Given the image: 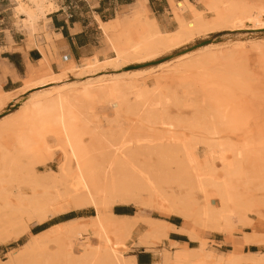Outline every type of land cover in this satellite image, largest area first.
<instances>
[{
	"label": "bare ground",
	"instance_id": "bare-ground-1",
	"mask_svg": "<svg viewBox=\"0 0 264 264\" xmlns=\"http://www.w3.org/2000/svg\"><path fill=\"white\" fill-rule=\"evenodd\" d=\"M26 1L39 7L37 0ZM195 3L201 4L202 9L199 10L194 3L186 1L170 2L175 27L172 32L165 33L164 29L150 14L146 0H137L133 5V12L138 16L134 24V35L132 38L125 37L122 40L109 41V50L113 57H109L107 54L103 55V60L93 57L90 60H84L82 67L78 68L71 65L59 74H54L50 70V66L46 65V72L43 73L46 74L40 78L38 77L33 85L38 87L57 85L51 87L54 90L53 93L44 95L25 105L20 111L12 113L9 115L8 121L0 122V199L2 202V205L0 204V222L2 224L5 222L11 227L14 222V225L21 223L25 229H28L32 223H42L50 217L68 211L86 207L94 210V214L88 219L73 218L44 232L31 234L30 239L21 247L22 253L20 256L23 258L15 264H26L22 260L26 257L31 260L30 257L33 252H38L42 256L44 264H134L125 255V251L129 249V242L135 241V244L148 249L167 239L170 228L167 226L166 221L150 219L141 216L140 213L138 216H118L112 212L115 205H134L138 206L139 209L141 207L148 208L166 216H178L186 224H199L203 229L210 225L218 232H228L234 224L233 221L241 224L245 223V218L240 213L237 214L232 207L242 209L250 206V204L252 205L251 198L255 197L254 194L251 193L250 197H246L244 196L246 187L241 191L239 184L232 180L227 178L218 180L213 176L211 164L214 161L222 162L224 176L230 173L229 167H227L228 161L224 157L223 160L221 158L222 151L229 144L228 137L221 125L217 126L212 122L214 120H212L211 115L212 117L218 116L215 115L217 112H214V115L212 114V109L215 108L208 106L210 100L213 102L212 97L208 99V104H206L208 100L205 97L204 100L202 99L203 101L197 99L198 102L200 101L199 103L196 101L194 104L186 105L182 102V98L190 99L191 96L196 98L194 95L198 91L200 92V89H198L193 95V90H191L193 92L185 90L180 97L181 101L174 95H164V97L155 100L151 96L158 93V83L147 90L144 85L130 81L117 82L110 86L95 85L83 91L87 100L105 101L102 102L103 104L106 102L111 103V107L116 114L122 112V115H124V112L128 116L133 111L139 112L140 109L144 113H140V115L137 113L136 116L142 115L138 118H142L140 122H143V124L159 123V125L167 128L173 127V125L185 124L188 127L194 126L200 129L209 137L207 143L204 144L208 155L202 157V149L198 148L199 145L197 146V143L195 144L192 140V136L190 137L187 133L175 137L163 136L161 139H153L140 134V136L135 135L134 138H131L130 135L133 133L127 135L126 132L121 131L123 129L121 127L122 129L119 130L117 138L113 139L88 131L93 134V136L91 135V143L88 146L83 145L78 140L79 134L76 136V133L72 131V128L73 130L75 128L72 125L74 123L80 125L85 123V126L89 128L86 123L90 122L91 117L88 118L91 115L90 108L86 107L87 109H84V112L87 111L90 114L85 113L87 116H85V119L89 121L85 122L84 117H82L84 114L82 115L80 110L86 100L83 103L79 102L82 107L79 106V103L77 105L76 102V99L81 95V91L69 92L61 89L65 83L62 82V79H64L66 70L92 69L114 60L143 57L157 51L159 48L176 47L204 32L231 30L241 25V23H249L248 26H255L256 23L258 24L261 20H264V9L258 10L254 7H247L237 0H195ZM15 10L17 13L25 15V20L22 23L24 26L28 24L29 31H32L33 23L37 19L33 9L21 0H17ZM125 23L124 20L121 22L122 25H125ZM100 26L106 30L108 23H100ZM9 72L7 68L3 70L4 74ZM210 89L212 91V88ZM204 90L206 91V89ZM214 91L216 90L214 89ZM216 92H213L212 95ZM0 94L3 93L0 91ZM200 95L198 93V96ZM203 96L205 95L203 94ZM219 98L221 97L219 96ZM189 99L187 100L189 101ZM171 103L175 104L172 106L178 111L183 106H186L185 109H189L188 107L194 108L189 121H184L185 118L179 119L181 116L177 120L174 119V122L171 119L169 120L170 116L167 115L168 118L164 117L166 113H162L163 109L168 108V104L171 105ZM189 103H191V100ZM176 106L180 108L177 109ZM29 108L52 111V123L59 128L60 132L56 142L57 144L62 142L61 150H59V146L55 145L56 149L61 151L62 157L56 171L45 169L39 173L36 172L34 165H45L46 160H48L45 155L48 157L47 153H49L51 145L45 148L44 146L47 144L43 145V142V152L33 155L32 153L35 151L32 153L28 151L29 146H31L29 143L31 140H28V137L31 134L28 135L26 131V133H21V129V132L18 130L19 132L16 133L13 131L11 136L9 134L10 140L8 141L10 145L7 144L8 147L1 142L5 131H11L13 128L16 131V126H18L17 129L22 128L23 122L19 119ZM217 109L216 111H218ZM210 110L212 111L208 113L207 111ZM159 111L161 112L160 116H158ZM164 111L166 112V109ZM136 112H133L132 116ZM115 117H112L114 120L110 119V123L117 119ZM219 118L217 119L219 120ZM226 120H228L227 117ZM231 120L229 122L223 121L227 125L228 123L234 125L235 122L233 121H237L232 120L230 122ZM18 121H20V127ZM241 122L245 124V121ZM122 124L119 125L122 126ZM124 124L126 123L124 122ZM132 124H128L127 128L132 129V127H129ZM236 125L240 126L241 124L239 122ZM82 128V131L85 132L86 128ZM225 129L227 130V128ZM55 146L53 149H55ZM5 147L10 148V150ZM51 153L52 150L49 154ZM31 154L34 159H32ZM21 157L29 159L27 166L22 167L18 164ZM259 159H262L261 156ZM166 160L169 162H166ZM170 160H173L172 165L175 164L174 169L168 168L164 164L171 163ZM262 162H264V159H262ZM257 163L259 164L258 161ZM261 163L260 167L264 165ZM259 170L261 176L264 170ZM259 170L257 169V172ZM256 177L254 181L257 180ZM260 181L262 182L260 183L262 188L258 183L260 188L257 187V191L260 189L261 192H264L262 190L264 189V181ZM247 182L246 185H249ZM251 183L249 186H251ZM198 195L200 198L203 196L204 199L199 200ZM211 198L216 201V207L211 204ZM6 212L8 216H5ZM2 216H5L7 220H1ZM250 227L253 228L254 233L251 235L243 234L241 245L237 248L247 245L262 246V240L257 232L259 226L251 225ZM177 231L185 234L184 229H177ZM89 233L99 243L93 242L78 246V249L75 248V241L82 240L83 235ZM187 235L191 241L197 243V246L191 248L187 244L170 243V248H163L161 252L163 253L161 264H264V252L250 251L243 254L211 256L203 251L204 244L197 233L192 232ZM53 240L56 241L55 252L53 256L47 255L46 245ZM12 261L13 259H10L3 264H14Z\"/></svg>",
	"mask_w": 264,
	"mask_h": 264
},
{
	"label": "rangeland",
	"instance_id": "rangeland-1",
	"mask_svg": "<svg viewBox=\"0 0 264 264\" xmlns=\"http://www.w3.org/2000/svg\"><path fill=\"white\" fill-rule=\"evenodd\" d=\"M237 1L246 5L247 7H254L258 10L264 9V0ZM194 4L196 5L197 9H202L201 4H197L195 3V1ZM137 17V14L133 12V5H131L125 8L123 7L117 9L114 18L107 22H101L99 20L100 32L99 42L97 46L100 60H103L102 58L104 54H107L109 57H113L110 53L111 51L109 50L110 40H122L125 37H133L134 24L136 23ZM123 20L126 21L125 25L121 24ZM100 23H108L107 29L104 30L103 28H101ZM246 24L247 23H241V25L231 30L204 32L192 37L191 39L185 41L184 43L176 47L159 48L157 51L152 52L151 54H148L143 57H136L133 59H122L119 61L114 60L109 63L101 64L92 69H80L75 71L66 70V73L64 74V79H62V82L65 83L61 87V89L68 90L69 92H72L74 90H77L79 92L81 91V95L78 99H76V102L77 105L80 104V107H82L83 105L84 108L82 107V109H78H81L80 112H82V115L84 114V116L82 117H84L83 119L85 120V122L90 121L91 123H86L89 128L85 126V123H83L84 125L81 122V125L79 123H74L75 125L73 124L72 127L75 128L74 130L72 128V131L76 133V136H78L77 134H79L78 140H80L83 145L85 144L86 146L91 143V137L93 136V134L90 133L92 132H95L94 134L105 135V137L107 138L112 137L113 139L117 138L119 130L123 128L124 130L122 129L121 131L126 132L125 134L128 135L133 133L131 135L134 136L132 137L130 135L131 138H134L135 135H147L153 139H161V137L163 136L175 137L180 135H186L187 133L190 137L192 136L193 139H191L194 141V143H197V146L199 145L198 148L202 149V157L208 155L204 144L207 143L209 137H207L204 132H202L200 129L194 126H189V128L185 124L173 125V127L169 128L159 125V123H156L157 125H149L145 123V125L143 124V122H140L142 118H138L142 115L136 116L137 113H139V115L140 113H144L140 109L139 112L133 111L136 112V114H134L133 116V112L130 113V115L128 116L124 112V115H122V112L116 114L114 113L115 110L111 107V103L109 102L103 104L102 102L105 101L85 99L86 96L84 95L83 91L84 89L89 88L91 86L101 84L110 86L117 82L123 83L126 81H130L138 82L142 86L144 85L147 90H150L151 87L155 85V83H158V93L151 96L155 100L164 97V95H174L177 97V99L179 98L178 100H180V97L182 96V93L185 90H188L190 92L194 91V93H192L193 95L198 91V89H200L201 93L198 91L194 95V97L196 98H192L191 96L190 99L187 98L189 99V101L186 98H182V102L186 105L194 104L197 99L201 101L202 99L204 100V97L207 100L209 98L211 99L212 97L213 102L212 100H210L211 102H209V100L206 102V104H208V102L209 104H211H208V106H211V108H215L212 109V114L214 115L217 112L218 114L216 113L215 115H218L219 117H225H221V119L218 116L212 117L211 115V118H213L212 120H214L212 122L215 123L217 126L221 125L222 128H224V131H226L225 134H227L228 137L227 141L229 144H227V148L222 151L223 156L221 155V158L223 160L224 157L228 161L227 167H229L228 170L230 173L229 175L224 176V171L221 165L222 162L214 161V163L211 164V167L213 169V176L216 177L218 180L222 178L230 179L233 182L239 184V189H241V191L243 190V188L246 187L244 191V196L250 197V195H252L251 193H253L255 197L251 198L252 205L250 204V206H247L242 209L232 207L237 214L240 213L245 218V223L241 224L236 223V221H233L234 224L231 226L232 229L230 228L228 232H218L210 225L207 226V228L203 229L202 226H200L199 224H186L181 218L183 222V226L181 228L184 229L185 235L188 237L187 234L189 233H197V235L199 236V238H201L204 244L203 251L211 256H218L220 254H243L245 252L247 253L252 251V249L256 250V252H264V197H262L264 196L262 195L264 194V192H261L260 189L259 191H257V187H259L261 185L260 183H262L260 180L264 181V178H262L264 177V175H262V173L264 172H262L260 176L259 170H264L262 169L264 168V165H261V167L259 166L262 162V159H264V20H261L258 24L256 23L257 25L255 24V26H248L249 23L247 25ZM30 40H32L31 36ZM47 40L49 41L48 38ZM40 51L42 50L40 49ZM82 62L73 64L75 67L80 68L84 64V62ZM56 63L59 67V73H61L65 66H62L59 60H57ZM40 64L41 63L39 62L37 66L29 65L27 67V73L23 78V87L19 91L11 95L0 94V122L8 121L10 118L9 115H11L12 113L20 111L21 108L25 105L36 101L38 98L44 95H49L53 93L54 90L51 89V87L57 85H49L45 87H38L33 85V83L38 80V77L40 78L46 74H43L44 72H46V67L43 68L42 66H40ZM47 64L50 66V61H47ZM29 67L33 68L35 72L34 76L28 75ZM57 84L60 85L59 83ZM210 88H212L213 92L217 91L218 93H214V95L216 94L215 96L212 95L213 92ZM201 89H206V91L204 90L206 93H203V90ZM214 89L216 91H214ZM198 93L201 94V97L198 96ZM202 93L205 96H203ZM206 95L209 96L207 97ZM219 96L221 98H219ZM191 98L193 100L195 99V101H193ZM190 100L191 103H189ZM9 101H11V103H8ZM184 101L187 102L185 103ZM79 102H84L85 104L83 103L81 105V103ZM199 102L197 101V103ZM172 105L174 106L175 104H168V108H164L166 109V112L163 109L162 113H166V116L164 115V117L168 118V116H170L171 118L169 117V120L171 119L172 122L177 120L179 116H181L179 119L185 118L184 121H189L190 117H192L194 108L191 107V109L190 107H188L190 109L189 110L187 108L185 109L186 106H183L182 108L185 109L183 110L182 108L176 106L177 109H181H179V112ZM86 107L90 108L89 110L92 116L87 111L84 112V109H87ZM216 108H218V111H216ZM212 110L207 112L209 113ZM85 113L87 115H90L88 116V118L91 117L89 121L85 119ZM159 113L160 114H158V116L161 115L160 111ZM51 115V110L48 111L47 109L37 110L29 108L25 112V114L21 116L22 118L24 117L23 120L22 118L19 119L23 122V124L21 122L22 128L17 129L18 126H16V131L14 130V128L11 131L7 130L5 131V135L3 133V136L1 138V142L5 146L7 144L10 145V142L8 140H10L9 138L13 134V131L14 133L19 131L21 132V129V133H24L26 131L28 135L31 134L29 136L31 138L28 137V140H31V142L29 141L31 146H29L28 151L30 153L35 151L36 153H32L33 155H36L39 152H43L42 147L43 145H45V143L47 144L44 146L45 148L51 145V147H49V150H52V153L49 154V151V153H47L48 157L47 155H45L46 153L44 154L46 156L45 158L48 159L46 160L45 165H34V168L38 173L40 171H44L45 169H51L53 171H56L62 158L61 151H58L56 149L59 146V150H61L62 145V142H60L61 144L59 142L57 144L56 142V140L58 141L60 135L59 128L52 123ZM113 116L115 117V119H117L110 123L111 120H114V118L112 119ZM120 117L121 119H119ZM226 117L228 120H226ZM229 117L231 118L229 119ZM217 118H219V120ZM231 119L237 121H245V124L244 122L242 123L241 121H239L241 125L237 126L236 124H238L239 122L233 121L235 122L234 125H231L232 123H228L227 125V123L223 121L225 120L226 122H229V120ZM122 120L126 124L128 121L129 125L133 123L132 126H129L132 127V129H128V124H124V122H121ZM232 120L230 122H232ZM20 121H18L19 127ZM119 124H122V126ZM138 124H142L144 127L142 125H140L139 127ZM82 127H84V129L86 128L85 132L82 131ZM87 128L90 130H88ZM225 128H227V130ZM127 129L129 130L128 132L126 131ZM80 131H82L83 134L80 133ZM52 145H56L57 147L55 146V149H53L54 146ZM7 150H10V148H7ZM32 154L31 157L32 159H34V156ZM260 156L262 159H259ZM257 161L259 162V164L257 163ZM166 162L169 161L166 160ZM172 163L173 160L171 161V163L164 164L168 168L170 167L171 169H174L175 164L172 165ZM18 164L22 167L27 166L29 164V159L21 157L18 160ZM261 164H264V162H262ZM255 167L259 170L258 172ZM254 170L255 172H253ZM252 174L253 176H251ZM254 175H256L257 177ZM249 176L251 177L248 178ZM255 177L257 179L256 181H254ZM259 177H261L262 179ZM246 179L252 182L251 186H249L250 182H247L248 180ZM245 181L249 185H246ZM253 184L255 187L253 186ZM252 189L253 191H251ZM209 193L210 192L208 191V194ZM202 197L203 196H201L200 198V196L198 195L199 200H203L204 197ZM211 202V204L216 207V201L212 200L211 198ZM0 204L2 205L1 199ZM132 207L135 211V216H138V214L140 213L141 216H145L150 219H159L163 221L166 220L162 218L169 217L164 214L157 213L156 211H153L148 208L141 207L139 209L138 206L134 205H132ZM69 213H75L77 216L85 214L90 215L88 217H81L84 219H88L94 214V210L90 207H86L83 209L66 212V214ZM7 214L8 213L6 212L5 216H8ZM5 216H2L1 220H7ZM32 224L34 225L35 223ZM32 224H30L28 229H25L21 223H16L14 226L12 225L10 227L9 225H7V223L4 222L2 224V222H0V264L8 262V260L10 259H13L12 262L15 264V262L18 263L19 259L23 258L22 256H20V254L22 253L21 247L31 237L32 233L30 232V230ZM249 225L259 226V231L257 232L260 236V239L262 240V246L247 245L241 246V248H237L241 245L242 237L244 236L243 234L251 235L254 233L253 228H251ZM83 239H80V241H75V248L78 249L84 244H89L93 242L99 243V241L96 240L95 237H92L90 233L84 234ZM55 243L56 241L53 240L52 242L46 245L47 255L53 256L56 249ZM161 243L162 242H158V244ZM127 252L128 250L125 251V255L127 254ZM30 258L31 260H28L26 257L22 261H24L26 264H44L43 258L38 252H33Z\"/></svg>",
	"mask_w": 264,
	"mask_h": 264
},
{
	"label": "crops",
	"instance_id": "crops-1",
	"mask_svg": "<svg viewBox=\"0 0 264 264\" xmlns=\"http://www.w3.org/2000/svg\"><path fill=\"white\" fill-rule=\"evenodd\" d=\"M21 1L33 9L37 18L32 31H29L28 24L24 26L22 23L25 15L15 10L17 0H0V91L6 95L14 94L23 87V78L29 65L37 66L40 62V66L47 68L46 62L50 61L51 71L59 74L57 60L68 68L73 63H81L93 57L99 59V20L107 22L113 19L117 9L134 5L137 0H37L39 7L26 0ZM184 1L194 3L195 0H146V5L165 33H170L175 26L170 2ZM5 68L10 71L8 74L3 73ZM34 73L33 68L29 67L28 75L34 76ZM112 211L123 217L136 215L132 205H115ZM64 215L66 213L32 224L30 232H44L64 222L60 219ZM88 216L85 214L77 217ZM162 219L166 220L170 228L167 239L148 249L135 244V241L129 242L126 255L132 263L161 264V252L163 248H170V243L187 244L191 248L197 246L195 241L177 231L183 229L180 217L170 215Z\"/></svg>",
	"mask_w": 264,
	"mask_h": 264
},
{
	"label": "trees",
	"instance_id": "trees-1",
	"mask_svg": "<svg viewBox=\"0 0 264 264\" xmlns=\"http://www.w3.org/2000/svg\"><path fill=\"white\" fill-rule=\"evenodd\" d=\"M76 217H77V215L75 213H69V214H66V215L60 217V219L65 220V221H68V220L73 219V218H76ZM54 221L55 220H53L51 222H54ZM255 251L256 250L252 249L251 252H255Z\"/></svg>",
	"mask_w": 264,
	"mask_h": 264
}]
</instances>
